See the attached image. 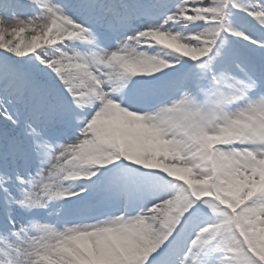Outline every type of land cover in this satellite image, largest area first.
Wrapping results in <instances>:
<instances>
[{"label": "snow or ice", "instance_id": "snow-or-ice-1", "mask_svg": "<svg viewBox=\"0 0 264 264\" xmlns=\"http://www.w3.org/2000/svg\"><path fill=\"white\" fill-rule=\"evenodd\" d=\"M0 264H264V0H0Z\"/></svg>", "mask_w": 264, "mask_h": 264}]
</instances>
